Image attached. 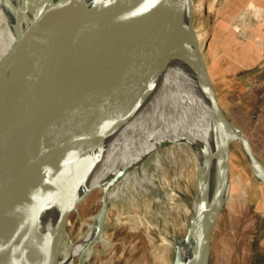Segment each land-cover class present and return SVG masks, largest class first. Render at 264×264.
Instances as JSON below:
<instances>
[{
  "label": "water",
  "instance_id": "obj_1",
  "mask_svg": "<svg viewBox=\"0 0 264 264\" xmlns=\"http://www.w3.org/2000/svg\"><path fill=\"white\" fill-rule=\"evenodd\" d=\"M33 1L38 7L32 26L0 59V102H4L0 115V163L16 152L20 155L17 164H39L23 169L26 171L0 167V264H50L52 255L62 246L70 215L95 190L102 191L104 220L109 191L122 185L121 174L113 177L109 190L94 184L71 202L63 213L56 239L38 229V218L49 191L59 185V171L97 146L127 117L152 76L167 61L172 40L178 34L194 39L195 61L207 88L213 119L225 138L228 181L233 142L241 143L255 175L264 181V164L220 103L193 23L194 0H190L187 28L181 24L183 0H117L114 7L94 14H89L84 4L71 0ZM60 17L86 27L71 30L60 47L49 41L47 46L39 44L37 29L47 30L50 22ZM48 51L57 53L50 60V67L26 76L24 87L16 85L20 78L16 70L19 56ZM78 74L79 90L64 97L63 84L66 80L77 81ZM11 89L15 93L9 97ZM42 100L56 101L48 110L41 111ZM21 136L28 141H20ZM52 142L60 144L51 149L48 145ZM36 146V161L27 160ZM150 156L143 159V167ZM17 175L23 181L14 188L8 187V177ZM197 189L198 202L187 232V237L193 236L195 241L193 258L195 227L205 201L203 173L200 177L197 174ZM226 201L219 205L209 228L208 248L212 229ZM173 264H178L177 250Z\"/></svg>",
  "mask_w": 264,
  "mask_h": 264
},
{
  "label": "bare ground",
  "instance_id": "obj_2",
  "mask_svg": "<svg viewBox=\"0 0 264 264\" xmlns=\"http://www.w3.org/2000/svg\"><path fill=\"white\" fill-rule=\"evenodd\" d=\"M71 1L84 4L89 14L107 10L117 4V0ZM189 6L190 0H183L181 24L185 28L189 25ZM37 7L33 0H0V59L16 43L17 39L30 29ZM23 12L27 16L22 14ZM85 27L86 25L60 17L51 21L47 30L38 27L36 29L39 44L47 46V43L51 42L54 47H60L66 42L64 36L71 30L78 31ZM172 41L167 61L152 76L145 93L127 117L110 130L97 146L59 171V185L51 187L38 218V229L41 234L56 239L67 206L91 185L102 184L106 190H109V182L120 174L123 187L139 179L151 183L161 194L162 188L146 177L142 163L143 159L152 152L155 153V160L158 161L159 147L163 142L168 141L173 145H187L193 150L199 177L203 173L205 189V201L195 227V257L193 258L194 238L193 236L185 237L176 242L178 264H212L208 248L209 228L219 205L228 199L231 189V180L228 181L229 175L226 170L227 161L223 152L224 135L222 137V132L213 119L207 88L195 61L194 39L178 34ZM56 54L51 51L21 54L16 64V70H19L20 74L18 81L22 76L23 78L31 77L43 69L46 70L50 67V60ZM89 72L90 70L86 73ZM77 78L81 76L78 74L76 77L79 81ZM77 81L66 80L63 84L66 90L64 97L79 90L78 85L81 80ZM25 85L26 82L23 80L22 87ZM13 90L11 89L9 97L14 95ZM55 101L42 100L40 110H48ZM3 104L4 102L1 101L0 115L3 112ZM18 139L22 142L28 141V138L24 136ZM55 142L60 141L55 140ZM55 142L48 145L49 148L54 149L60 144H55ZM37 147L27 160L36 161V153L39 151ZM99 153L100 158H96ZM19 160L20 155L15 152L10 158L2 161L0 167H18L21 171H26L23 169L33 168L39 164L31 161H28L29 164H17ZM21 178V175L8 177L7 186L14 188L20 185L23 181ZM224 186L225 193L222 197ZM116 196L117 191L110 190L109 202ZM197 202L198 195L195 197L191 216L195 212ZM104 212L103 210L96 217L95 222L82 239L71 244V251L65 257H61V246L52 255L50 264H73L75 257L85 260L86 251L96 239L102 237ZM16 264H22V262Z\"/></svg>",
  "mask_w": 264,
  "mask_h": 264
},
{
  "label": "rangeland",
  "instance_id": "obj_3",
  "mask_svg": "<svg viewBox=\"0 0 264 264\" xmlns=\"http://www.w3.org/2000/svg\"><path fill=\"white\" fill-rule=\"evenodd\" d=\"M243 1L194 0L193 23L207 67L215 79L229 72L230 63L222 44L210 41V23L216 15L232 14L228 19L232 20L244 6ZM235 50L236 47L232 48V52ZM23 80L22 76L16 85L22 87ZM215 86L220 90L225 108L237 117L238 102L229 101L221 82ZM159 149L158 161L152 153L144 168L146 177L160 185L162 193L139 179L127 187L118 185L116 198L108 203L102 237L86 251L85 260L75 257L73 264H173L176 242L187 237L198 195V165L193 150L187 145L166 141ZM96 156L100 158V153ZM229 158L230 194L212 229L209 257L212 264H264V184L253 175L241 143L231 144ZM101 193V190L92 192L70 215L61 257L71 251L72 243L86 235L103 211ZM224 193L225 187L222 197Z\"/></svg>",
  "mask_w": 264,
  "mask_h": 264
},
{
  "label": "crops",
  "instance_id": "obj_4",
  "mask_svg": "<svg viewBox=\"0 0 264 264\" xmlns=\"http://www.w3.org/2000/svg\"><path fill=\"white\" fill-rule=\"evenodd\" d=\"M243 5L232 20H228L232 14L216 15L210 23V41L225 48L230 70L220 79H215L209 71L215 84H223L222 90L228 94L229 101L238 102L237 118L225 108L216 87L223 109L246 135L254 154L264 164V0H244ZM234 47L236 50L232 52ZM253 175L256 176L254 172ZM257 180L264 184L258 177Z\"/></svg>",
  "mask_w": 264,
  "mask_h": 264
}]
</instances>
